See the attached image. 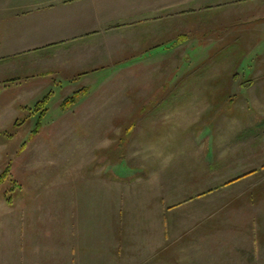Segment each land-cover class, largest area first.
<instances>
[{
    "label": "crops",
    "instance_id": "1",
    "mask_svg": "<svg viewBox=\"0 0 264 264\" xmlns=\"http://www.w3.org/2000/svg\"><path fill=\"white\" fill-rule=\"evenodd\" d=\"M0 37V81L16 85L20 100L59 91L63 103L79 92L62 115L85 118L65 125L122 132L124 117L145 116L128 128L126 157L138 175L114 178L112 195L129 197L131 208L155 207L164 236L191 205L224 196L211 211L242 208L252 188L264 201V0H0ZM184 67L194 69V88L202 78L207 91L135 88L165 83L169 70ZM220 100L240 102L226 112L200 102ZM136 144L143 150L132 161ZM6 199L0 264H73L66 248L61 257L52 239L34 235L33 215Z\"/></svg>",
    "mask_w": 264,
    "mask_h": 264
},
{
    "label": "rangeland",
    "instance_id": "2",
    "mask_svg": "<svg viewBox=\"0 0 264 264\" xmlns=\"http://www.w3.org/2000/svg\"><path fill=\"white\" fill-rule=\"evenodd\" d=\"M200 54L206 57L208 53ZM193 70H169L165 83L138 84L135 88L163 95L207 91L208 83H202L201 77V87L194 88ZM234 84L229 85L232 90L238 87ZM17 89L14 84L6 88L0 81V176L10 168L0 183L1 202L13 200L16 209L33 215L39 223L32 229L34 235L41 240L52 239L50 246L57 255L63 257L66 248L73 264H264V201L256 199L255 189L242 208L239 187L232 193L238 204L224 211L210 210V203L219 204L224 196L189 206L178 214V227H167L172 236H164L165 226L156 223L155 207L131 208L129 197L126 202V197L112 195L114 178L131 181L138 175L126 157L132 136L128 128L145 116L124 117L122 132L99 130L95 125L67 126L66 118L85 117L78 112L62 115L59 91L45 102L44 112L43 104L35 107L44 96L20 100V95H15ZM159 102L171 107L179 101ZM200 102L226 112L240 101ZM25 103L30 107H19ZM168 121L155 123L154 128L172 126V120ZM141 150L138 145L130 148L136 152L131 154L132 161L138 159ZM160 215L163 219L164 213ZM55 262L63 264L58 259Z\"/></svg>",
    "mask_w": 264,
    "mask_h": 264
},
{
    "label": "trees",
    "instance_id": "3",
    "mask_svg": "<svg viewBox=\"0 0 264 264\" xmlns=\"http://www.w3.org/2000/svg\"><path fill=\"white\" fill-rule=\"evenodd\" d=\"M78 94H79V92L67 97L62 103V108L63 109H68L69 107H71L77 101ZM49 95L45 96L43 99L38 101L36 103L35 107L43 104L42 110L45 112L47 110V108L44 107V105H45V102L49 99V97H48ZM37 108L39 109V107H37ZM37 130H38V128L36 129V131ZM9 174H10V168L6 167L5 170L3 171V173L0 176V183L2 181H4L6 179V177H7V175H9ZM8 200L10 201V199H8Z\"/></svg>",
    "mask_w": 264,
    "mask_h": 264
}]
</instances>
